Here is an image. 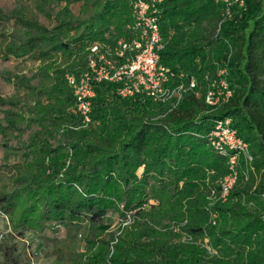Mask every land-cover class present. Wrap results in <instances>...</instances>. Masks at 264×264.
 <instances>
[{
  "label": "trees",
  "instance_id": "1",
  "mask_svg": "<svg viewBox=\"0 0 264 264\" xmlns=\"http://www.w3.org/2000/svg\"><path fill=\"white\" fill-rule=\"evenodd\" d=\"M9 2L0 0V213L13 231L51 239L86 223L87 249L72 264H264V0H242L225 18L220 0H164L161 64L197 89L172 108L95 83L90 128L66 76L87 70L94 44L128 39L129 0ZM220 68L233 96L214 109L204 80ZM227 118L252 167L247 176L240 159L229 199L214 202L228 168L208 135ZM107 218L120 233L102 228ZM2 254L24 264L10 243Z\"/></svg>",
  "mask_w": 264,
  "mask_h": 264
},
{
  "label": "built area",
  "instance_id": "2",
  "mask_svg": "<svg viewBox=\"0 0 264 264\" xmlns=\"http://www.w3.org/2000/svg\"><path fill=\"white\" fill-rule=\"evenodd\" d=\"M163 2L132 0L133 22L128 26V39H120L112 47L94 44L89 50L87 70L80 75L70 73L66 76L83 128L93 125L91 115L92 100L96 96L95 83L117 84L123 98L141 97L172 108L197 89L195 77L186 79L161 64L160 53L165 47L160 24V5ZM226 75L225 68L218 69L216 79L211 81L205 96V103L214 109L226 104L233 96ZM205 80H210L208 75ZM208 142L217 154L227 158L228 173L218 182L219 190L211 192L213 200L226 202L240 177V159L252 161L249 145L238 136L230 118L215 122Z\"/></svg>",
  "mask_w": 264,
  "mask_h": 264
},
{
  "label": "rangeland",
  "instance_id": "3",
  "mask_svg": "<svg viewBox=\"0 0 264 264\" xmlns=\"http://www.w3.org/2000/svg\"><path fill=\"white\" fill-rule=\"evenodd\" d=\"M12 2L13 0H10V2L5 5L8 7ZM131 3L132 0H129L130 8ZM224 5L225 6L220 9V15L222 18L231 17V7L238 5V7L241 8L243 7V2L242 0H228ZM208 31H211V29L208 28ZM211 76L212 74H209V81L204 80L207 85L206 94L209 92L211 81L213 80ZM244 162V169L247 168L244 171L247 173L249 172L248 169L252 167L250 165L252 161L248 162L247 160H244ZM239 166L238 168L240 171L241 168ZM214 202L217 201L214 200ZM151 204L156 203L151 201ZM123 226L124 224L120 220L114 218H107L102 224V228L108 231V233L113 234L120 233ZM88 236V225L83 223L80 229L73 232L59 229V231L55 233L54 238L51 239H43L30 231H25L23 235L19 237L18 234L13 231L9 218L0 213V264H5V259L2 254V246L6 243H10V245L15 247L16 254L21 258L24 264H72L70 259H73V257L71 256L81 254L87 249Z\"/></svg>",
  "mask_w": 264,
  "mask_h": 264
}]
</instances>
